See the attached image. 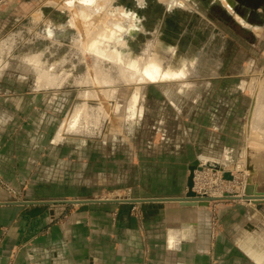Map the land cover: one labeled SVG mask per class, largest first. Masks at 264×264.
Wrapping results in <instances>:
<instances>
[{
  "label": "rangeland",
  "instance_id": "rangeland-1",
  "mask_svg": "<svg viewBox=\"0 0 264 264\" xmlns=\"http://www.w3.org/2000/svg\"><path fill=\"white\" fill-rule=\"evenodd\" d=\"M67 1L0 0V150L5 158L13 156L20 163L57 152L61 159L46 161L54 166L56 193L129 200L184 197L188 167L204 156L217 168L195 170L199 196L228 198L243 192L247 197L250 166L255 192L264 194V138L249 140L247 132L254 93L264 81V0H231L230 8L227 0H217L218 5L215 0H189L171 8L169 0H115V8L137 14L141 21L140 30L124 37L129 54L141 58L147 44L172 41L173 55L162 60L164 67L182 70L183 61L188 64L171 81H113L111 98L92 80V58L75 49L86 33L82 21L77 20L78 28L67 26L73 13ZM98 16L91 22L100 21ZM48 26L62 36H50ZM39 54L46 69L55 65L52 74L58 79L42 90L37 84L43 72L27 60ZM138 86L136 115L116 117L114 108L120 105L123 112V100L134 96L122 94ZM77 112L83 117L72 129L68 122ZM223 164L226 172L218 168ZM6 168V161L0 162V169ZM47 173L51 171L39 172V178ZM4 177L0 174V189L7 196L3 202L26 201L27 186L13 184L23 174L14 175V182ZM249 201L209 204L211 246L219 238L242 239L246 232L264 248V203ZM60 206L66 205L49 207ZM235 218L241 222L237 235L231 224ZM238 257L240 264H256Z\"/></svg>",
  "mask_w": 264,
  "mask_h": 264
},
{
  "label": "crops",
  "instance_id": "crops-1",
  "mask_svg": "<svg viewBox=\"0 0 264 264\" xmlns=\"http://www.w3.org/2000/svg\"><path fill=\"white\" fill-rule=\"evenodd\" d=\"M61 136L59 134L56 138ZM59 155L46 151L43 156L23 158L18 163L13 156L5 158L0 150V162L6 161L7 167L0 169V174L13 180L11 182H14L11 179L14 175L23 174L13 184L27 186L25 200L93 199V195L54 191L58 187H53L57 185L51 175L54 166L46 161L61 159ZM197 158L200 162L209 160L204 156ZM20 165L25 169L18 171ZM42 171L51 173L39 178ZM6 197L0 189V203H6L3 202ZM133 197L171 198L156 195ZM71 206L0 205V264H240L238 256L243 263L249 259L264 264V257H257L264 256V248L256 244L253 234L246 235L245 232L239 241L237 237L229 241L219 238L214 247L211 246L208 207H185L173 202ZM65 213L67 219L64 222H54ZM231 224L235 235L242 233L240 221L235 218Z\"/></svg>",
  "mask_w": 264,
  "mask_h": 264
},
{
  "label": "bare ground",
  "instance_id": "bare-ground-1",
  "mask_svg": "<svg viewBox=\"0 0 264 264\" xmlns=\"http://www.w3.org/2000/svg\"><path fill=\"white\" fill-rule=\"evenodd\" d=\"M114 1L115 0H68L65 4L66 7L73 8L72 10L70 9L73 12L70 11L73 15L71 14L72 19L67 26L77 27V20L84 23L82 30L85 31L84 34L86 33V36L84 35L86 39H81L79 41V38L78 41L80 42V45H77L75 49L81 50V52L92 58L93 71L91 77L95 84L104 89V95L107 96V98L108 96L110 98L112 97L110 92H112L116 86L112 84L113 81H117L118 79L123 82L125 81L127 84H130V81H140L142 82L141 85H143L146 83H155L156 81L165 82L180 78L181 75L185 73L184 68L188 63L186 64L183 61L182 70L164 67L162 63V60L166 58V55H173V52H170L173 45L172 41L168 42L169 44L164 45L159 39H157L154 44H147L144 56L141 58L134 57L128 53V42L125 38L128 35L135 33L137 30H140L141 21H139L137 14L130 13L123 8H115L113 6ZM163 2L165 1L163 0ZM168 3L169 8H171L178 5L189 4V0H169ZM232 5L233 2L231 0L226 1V6L228 8L232 7ZM98 13L100 14L98 17H100L101 20H97L98 23L97 21L96 23L91 22L90 18H93L95 14L99 15ZM95 20L96 19H93L92 21ZM47 30L50 36H62V31L60 30L55 33L56 31L52 29V26H48ZM42 58L43 56L41 54L27 57L29 62L34 63L38 67V70L43 72L39 74L40 76L37 84V86H39L38 88L41 90L55 85L58 80L57 77L52 74L55 73V65L46 69L42 64ZM141 88L142 87L138 86L131 91L126 90V93L123 92L125 95L122 94V98H126V94L131 92L134 96L124 99V103L121 101L124 105L127 104V107L124 108L123 112L120 109V105H117V107L114 108V115L116 117L126 119L128 116L136 115V105L138 102V96H140L142 91ZM85 111H83V114L88 115V111ZM82 117L83 115L77 112L70 118L68 123H70L72 129H76L80 125ZM101 118L100 114L96 119L99 122ZM88 120L89 119L86 121L88 122ZM247 132L249 140L253 139L255 141H262L264 138V81L260 88L254 93V102L252 110H250ZM211 163L212 162L206 160L205 162H200L203 167H208V164ZM212 165H214V163H212ZM223 170L226 172L225 169ZM219 197H221V195L217 194L212 198ZM232 198H235V200H246L247 202H251L249 201L250 199H246L243 192ZM263 235L260 234V239L264 242V239L262 238ZM255 242L257 244V241ZM257 257L261 259L264 256L259 255Z\"/></svg>",
  "mask_w": 264,
  "mask_h": 264
},
{
  "label": "water",
  "instance_id": "water-1",
  "mask_svg": "<svg viewBox=\"0 0 264 264\" xmlns=\"http://www.w3.org/2000/svg\"><path fill=\"white\" fill-rule=\"evenodd\" d=\"M252 110V107H251ZM217 164H208L207 168H217L215 167ZM203 166L200 164V159L197 158L195 161H193L188 169L190 172V175L187 180V188L188 192L185 194L184 197H175V198H148V199H129V200H120V199H90V200H63V201H35V200H29L27 199L24 202H14V203H0V205H11V206H32V205H44V206H51V205H84V204H92V203H120V202H127L130 204H141L145 202H173L178 203L181 206L185 207H209V204L213 201H220L223 199L227 200H235V198L232 197H226V198H210L207 196H199L194 191V179L193 175L195 170L202 169ZM220 170L224 171L223 168L220 166L218 167ZM249 170L251 172V177L248 180V187L246 189L247 197L246 199L252 200L254 203L260 204L264 203V194H260L255 192V186L252 184V176L254 175L255 171L253 167H249Z\"/></svg>",
  "mask_w": 264,
  "mask_h": 264
},
{
  "label": "flooded vegetation",
  "instance_id": "flooded-vegetation-1",
  "mask_svg": "<svg viewBox=\"0 0 264 264\" xmlns=\"http://www.w3.org/2000/svg\"><path fill=\"white\" fill-rule=\"evenodd\" d=\"M218 1L217 0H215V2H214V5H218ZM237 5V4H236ZM236 5L234 6V10L236 9ZM261 8H263V10H264V5H262V6H260ZM168 9V8H167ZM245 19L244 20H246V22L248 21V17H247V15L244 17ZM169 37H173L172 35L171 36H169Z\"/></svg>",
  "mask_w": 264,
  "mask_h": 264
},
{
  "label": "built area",
  "instance_id": "built-area-1",
  "mask_svg": "<svg viewBox=\"0 0 264 264\" xmlns=\"http://www.w3.org/2000/svg\"><path fill=\"white\" fill-rule=\"evenodd\" d=\"M0 183H2V182L0 181ZM202 196H206V193H204Z\"/></svg>",
  "mask_w": 264,
  "mask_h": 264
}]
</instances>
